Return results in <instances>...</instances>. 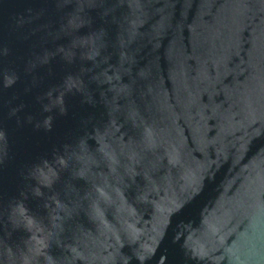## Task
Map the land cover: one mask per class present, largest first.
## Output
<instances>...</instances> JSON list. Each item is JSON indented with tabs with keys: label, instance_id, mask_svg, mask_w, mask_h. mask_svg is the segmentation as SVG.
Returning a JSON list of instances; mask_svg holds the SVG:
<instances>
[{
	"label": "water",
	"instance_id": "obj_1",
	"mask_svg": "<svg viewBox=\"0 0 264 264\" xmlns=\"http://www.w3.org/2000/svg\"><path fill=\"white\" fill-rule=\"evenodd\" d=\"M0 264H264V0H0Z\"/></svg>",
	"mask_w": 264,
	"mask_h": 264
}]
</instances>
